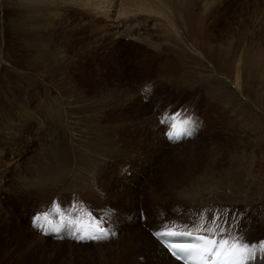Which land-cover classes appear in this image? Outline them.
Returning a JSON list of instances; mask_svg holds the SVG:
<instances>
[{
	"label": "rangeland",
	"instance_id": "obj_1",
	"mask_svg": "<svg viewBox=\"0 0 264 264\" xmlns=\"http://www.w3.org/2000/svg\"><path fill=\"white\" fill-rule=\"evenodd\" d=\"M28 1L0 0V264H169L166 258L148 260L161 258L152 228L155 232L176 218L191 224L189 218L193 221L202 205L212 203L207 216L225 211L235 226L232 219L238 216L232 209L246 216L249 206L243 202L252 204L254 214H264V153L257 152L256 144L261 148L264 143V94L252 102L257 92L252 75L241 73L239 82L234 77L241 58L264 54V0H161L166 16L140 15L131 6L113 28L103 22L97 0L84 12L64 7L67 0ZM163 17L183 24L167 29ZM59 22L65 24L63 41L55 30ZM119 23L135 25L149 44L138 45L129 40L131 34L115 38ZM155 23L166 29L165 39ZM150 40L152 48L170 41L175 49L168 43L152 50ZM164 48L169 49L165 54ZM225 63H231L230 78L218 67ZM258 73L264 74V68ZM215 76L224 83L229 79L226 88L236 99L230 104L237 110L219 107V117L207 123L208 116H215L204 108L203 89ZM180 109L188 112L196 133L170 146L154 118ZM234 130L241 131V143ZM233 156L246 168L250 158L260 156L258 165H263L252 177L237 176L239 169L232 167L231 173L222 172ZM199 177L205 180L189 182ZM53 202L69 213L79 212L82 219H102L110 236L78 240L67 229L57 233L46 232L47 225L34 226V217ZM252 226L249 244L257 247L255 254H264L259 247L264 225L251 222L244 234Z\"/></svg>",
	"mask_w": 264,
	"mask_h": 264
},
{
	"label": "bare ground",
	"instance_id": "obj_2",
	"mask_svg": "<svg viewBox=\"0 0 264 264\" xmlns=\"http://www.w3.org/2000/svg\"><path fill=\"white\" fill-rule=\"evenodd\" d=\"M30 1V0H29ZM28 1V2H29ZM95 0H87V5H83V4H85V0H67V3H64V4H62L64 7L66 6V4L68 5V7L70 8V9H72L73 7H74V10H75V8H80V9H82V12H84V11H86V9L88 8L87 6L88 5H92L93 4V2H94ZM98 1V4L100 5L99 7L97 6V8H100V10H101V15H102V17H103V19H104V23H108L109 24V26H110V28H111V26H112V28H113V21H115L116 19L118 20L119 19V17L120 16H123V14L125 15V13H127V10H130L132 7L131 6H134V7H136L137 9H135L134 7V13H139L140 15H150L151 16V14H153V15H159L160 13H162V16L163 15H165L163 12V9H165L164 7H163V9H162V6H163V3H162V1L161 0H121V4L120 3H118L119 5H121L120 6V8L115 4V3H117V0H115V2H114V0H97ZM170 1V0H169ZM175 1V0H174ZM199 1V0H198ZM220 1V0H219ZM223 1H227V0H223ZM118 2H119V0H118ZM168 2V1H167ZM171 2H173L172 0H171ZM185 2V1H184ZM186 2H188V1H186ZM94 3H96V2H94ZM111 3V4H110ZM115 4V5H112V4ZM174 3V2H173ZM172 3V4H173ZM177 3V2H176ZM195 3V2H194ZM183 4V3H182ZM197 4V3H196ZM96 5V4H95ZM166 5V4H165ZM177 5V4H176ZM171 6V5H170ZM87 7V8H86ZM131 7V8H130ZM214 7V6H213ZM127 8H129V9H127ZM157 8H160L159 9V11H157L158 9ZM200 8V7H199ZM28 9V8H27ZM64 9H66V8H64ZM122 9V10H121ZM167 9V8H166ZM189 9V8H188ZM67 10V9H66ZM121 10V11H120ZM131 10V11H132ZM135 10H137V12L135 11ZM171 10V9H170ZM175 10V9H174ZM181 10V9H180ZM68 11H70V10H68ZM78 11V10H77ZM132 11V12H133ZM140 11V12H139ZM54 11H52L51 13H53ZM100 12V11H99ZM172 12V11H171ZM171 12H170V14H171ZM131 13V12H130ZM142 13V14H141ZM173 13V12H172ZM177 13V12H176ZM181 13H183V12H181ZM58 14V13H57ZM128 14V13H127ZM127 14L125 15V16H127ZM167 14V13H166ZM174 14V13H173ZM179 14V13H178ZM47 15H49V13H47ZM51 15V14H50ZM130 15H132V13L130 14ZM152 15V16H153ZM188 15V14H187ZM151 16V17H152ZM160 16V15H159ZM159 16H157V17H159ZM166 16V15H165ZM169 16V15H168ZM177 16V15H176ZM50 17V16H49ZM57 17V16H56ZM136 17V16H135ZM143 17V16H142ZM150 17V18H151ZM154 17V16H153ZM157 17H155V18H157ZM171 17V16H170ZM173 17H174V15H173ZM173 17H172V19H169L168 17H163L164 18V21H163V23L164 24H162L163 26L164 25H166L165 27L167 28V29H169L167 26H170V28H172V27H176V25L178 24L179 26H182V24H183V20H180L179 18L177 19H173ZM194 17V16H193ZM63 18V17H62ZM61 18V19H62ZM66 18V17H65ZM71 18V17H70ZM73 18V17H72ZM71 18V19H72ZM126 18V17H125ZM175 18V17H174ZM49 19V18H48ZM52 19H55V18H52ZM140 19H142V18H140ZM144 19V18H143ZM142 19V20H143ZM159 19H160V17H159ZM183 19V18H182ZM186 19V18H185ZM121 20H122V18H121ZM121 20H120V22H121ZM125 20V19H124ZM129 20V19H128ZM145 20H147V18H145ZM162 20V19H161ZM66 21H67V18H66ZM151 21V23H152V20H150ZM70 22V21H69ZM102 22V21H101ZM117 22H119V21H117ZM135 22H137V21H135ZM138 22H139V20H138ZM141 22V21H140ZM144 22H146V21H144ZM157 22V21H156ZM159 22V21H158ZM121 23H123V22H121ZM143 23V22H142ZM150 23V22H149ZM186 23V22H185ZM192 23V22H191ZM68 24V23H67ZM155 24H157V23H155ZM159 24H161L160 22H159ZM64 25V26H63ZM121 25V26H120ZM137 25H138V23H137ZM144 25H145V23H144ZM153 25V24H152ZM158 25V24H157ZM44 26V25H43ZM51 26H53V25H51ZM133 26H135V25H133ZM128 27V26H125V25H123V24H117L116 25V27H115V29H117L115 32H114V36H115V38H117V39H122V36L121 35H119V33L121 34H131L130 35V37H129V40H133V41H135V42H137L138 43V45H145L146 44V42L145 41H143V39L140 37V35L137 33V30L135 31L134 29H135V27ZM141 26V25H140ZM151 26V25H150ZM156 26V25H155ZM159 26V28L161 29V32L162 31H164L163 33L165 34H163L164 35V38L163 39H165V36H166V32L167 31H165L166 29H164V30H162V26H160V25H158ZM172 26V27H171ZM139 27V26H138ZM146 27V26H145ZM153 27V26H152ZM157 27V26H156ZM50 28V27H49ZM60 28V29H59ZM148 28V27H147ZM173 28V29H174ZM178 28V27H177ZM53 29V28H52ZM52 29L50 28V30L52 31ZM114 29V30H115ZM145 29V28H144ZM155 29V28H154ZM54 30V29H53ZM56 30V33H57V35H61L62 36V41L65 39V24L64 23H61V22H59V24H58V26H57V28L55 29ZM142 30V29H141ZM149 30V29H148ZM145 32L147 31L146 29L144 30ZM154 31V30H153ZM157 31H159V29H157ZM170 31V30H169ZM181 31V30H180ZM62 32V33H61ZM143 32V31H142ZM160 32V31H159ZM160 32V33H161ZM188 32V31H187ZM54 33H55V31H54ZM55 33V34H56ZM141 33V32H140ZM156 33V32H155ZM154 32L152 33V34H154L155 36H157V34H155ZM173 33V32H172ZM143 34H144V32H143ZM148 34V33H147ZM146 34V35H147ZM167 34H169V32L167 33ZM182 34V33H181ZM174 35V34H173ZM176 35V34H175ZM180 35V34H179ZM190 35V34H189ZM145 36V35H144ZM158 36H160V35H158ZM162 36V35H161ZM57 37V36H56ZM55 37V38H56ZM58 37H60V36H58ZM57 37V38H58ZM124 37H128V36H124ZM169 37V36H168ZM181 37V36H180ZM150 38H152V37H150ZM154 38V37H153ZM152 38V39H153ZM178 38V37H177ZM182 38V37H181ZM151 39V40H152ZM160 39V38H159ZM167 39V38H166ZM172 39V38H171ZM178 39H180V38H178ZM52 40H54V38L52 39ZM61 40V39H60ZM144 40H146V36H145V39ZM147 40H148V38H147ZM151 40H150V43H151ZM162 40V39H161ZM168 40V39H167ZM167 40H165V41H167ZM177 40V39H176ZM181 40V39H180ZM58 41V40H57ZM56 41V42H57ZM164 41V42H165ZM174 41V40H173ZM178 41V40H177ZM153 42V41H152ZM182 42V41H181ZM185 42V41H184ZM148 44H149V42H147ZM157 43V42H156ZM163 43V42H162ZM172 44L170 41H168L167 43H164V45L166 44ZM174 43V46H175V44L177 43L176 41H174L173 42ZM153 43H151V46H149V45H147V46H149L150 48H152L153 46H155V45H152ZM177 44H179V41H178V43ZM133 45V44H132ZM160 45L161 44H159L158 46L160 47ZM164 45L162 44L161 46H162V49H163V47H164ZM54 46V45H53ZM61 46H62V50H64L66 47H65V45H63V44H61ZM61 46H58V48L59 47H61ZM135 46V45H134ZM157 46V45H156ZM158 46H157V49H158ZM168 46V45H167ZM172 46V45H171ZM178 46V45H177ZM144 47V46H143ZM173 47V46H172ZM182 47V46H181ZM48 48V47H47ZM51 48H53V47H51ZM148 48V47H147ZM166 48H168V47H166ZM174 48V47H173ZM177 48V47H176ZM45 49H46V47H45ZM153 49H155V51H157V49L156 48H152V50ZM165 49V48H164ZM170 49V52H171V47L169 48ZM169 49H165L164 51H161V52H164V54H165V51L166 50H169ZM175 49V48H174ZM181 49V48H180ZM180 49H176V50H180ZM183 52L185 53L186 52V50L184 51V46H183ZM219 49V48H218ZM60 49H58V51H59ZM126 50V49H125ZM149 50V49H148ZM173 50V49H172ZM56 51H57V49H56ZM160 50H158V52H159ZM200 51V50H199ZM229 51V50H228ZM235 51H237V48L235 49ZM244 51V50H243ZM167 52V51H166ZM180 52V51H179ZM179 52H177L178 53V55H179ZM181 52H182V50H181ZM182 52V53H183ZM226 52V51H225ZM230 52V51H229ZM254 52L256 53V50H254ZM160 53V52H159ZM177 53H176V55H177ZM182 53H181V55H182ZM234 53V52H233ZM163 54V53H162ZM161 54V55H162ZM186 54V53H185ZM231 54H232V52H231ZM241 54V53H240ZM249 54H250V52H249ZM252 54H254L253 52L250 54V55H252ZM177 55V56H178ZM179 56V58L181 57V59H182V57L183 56ZM189 56H190V54H188ZM235 55H236V53H235ZM246 56V55H245ZM245 56H244V58H245ZM249 56V55H248ZM255 57H252L251 59H249L248 57V59L246 58L245 60L243 59V58H241V60H243L242 61V64H241V67L239 66V69H237V70H235V73H234V77L238 80V82H239V78H240V76H241V73H247V76L248 75H252V77H253V79H254V81H255V85L254 86H256V90H257V92H256V97L254 98V100L252 101V102H256L257 103V100H258V97L259 96H261V94H264V74H259L258 73V71H260L262 68H264V54H261L260 55V53L259 52H257L256 53V55H254ZM257 56V57H256ZM176 57V56H175ZM185 57V56H184ZM195 57V55H193V58ZM236 57V56H235ZM241 57H243V55L241 56ZM177 58V57H176ZM178 58V59H179ZM186 59V58H185ZM190 59H192V56L190 57ZM237 59V58H236ZM173 60V59H172ZM232 60H233V58H232ZM231 60V61H232ZM167 61V60H166ZM184 61V60H183ZM194 61H197V59L196 60H194ZM211 63H213L214 64V60L211 58L210 60H209ZM235 61V60H234ZM238 61V60H237ZM167 62H169V61H167ZM185 62H186V60H185ZM165 63V62H164ZM163 63V64H164ZM183 63V62H182ZM189 63V62H188ZM191 63H193V60H192V62ZM234 63V62H233ZM166 64V63H165ZM164 64V65H165ZM169 64H170V62H169ZM173 64V63H172ZM196 64V63H195ZM222 64H223V62H222ZM239 64V65H240ZM171 65V64H170ZM174 65V64H173ZM180 65V64H179ZM230 65H231V63H230ZM230 65H228V64H224V65H220V64H218V67L220 68V71H224V73H221V74H223V75H225L226 76V78H228L230 75V71H231V69H230ZM233 65V64H232ZM236 65V64H235ZM134 66V65H133ZM175 66V65H174ZM178 66V65H177ZM185 66V65H184ZM238 66V65H237ZM172 68H173V66H171ZM176 67V66H175ZM174 67V68H175ZM189 68V67H188ZM234 68V67H233ZM160 69H161V67H160ZM177 70V69H176ZM175 70V71H176ZM233 70V69H232ZM162 73V72H161ZM185 73V72H184ZM229 73V74H228ZM219 74V73H218ZM171 75V74H170ZM178 76V75H177ZM222 76V75H221ZM166 77V76H165ZM167 77H168V75H167ZM216 77V76H215ZM234 77H232L233 79H234ZM230 78V77H229ZM245 78V77H244ZM261 78H263V85L262 86H260V84H261ZM188 79V78H187ZM169 80V79H168ZM174 80V79H173ZM225 80V79H224ZM229 79H227V80H225V83L222 81V79L220 78V76H218V77H216V79L214 78V80L208 85V82H207V86L205 87V85H206V82L205 83H203L204 85H202V87L204 88L203 90H204V92H205V96H206V102H205V104H207L208 106H204V108L205 107H209V109L212 111V114H214V116L215 117H213V115L212 116H208V118H207V123H209L211 120H213L214 121V119L213 118H218L219 117V115L220 114H218V109H221V108H219V107H222L223 108V110L225 109V110H228V111H230V112H234L235 110H237L236 109V107L234 108V107H231V104L233 105V103H234V105H235V101H236V99H235V97H234V95L232 94V92L228 89V87L226 88V81H228ZM253 81V82H254ZM182 83V82H181ZM184 83V82H183ZM233 84V87H235V86H237V87H235L236 88V90L238 91V93L241 91V90H239V88H238V85L236 84V82L235 81H233L232 82ZM250 83V82H249ZM185 84V83H184ZM228 84V83H227ZM252 84V83H251ZM242 85V84H241ZM208 86H210V87H208ZM251 86H253V85H251ZM209 88V89H208ZM215 88H217L216 90L218 91V93H217V91L215 92ZM240 94V93H239ZM240 95H244V94H240ZM247 95V94H246ZM245 95V96H246ZM252 96H254V93H252ZM249 97V96H248ZM222 102H223V104H222ZM251 102V101H250ZM251 102V103H252ZM259 102V101H258ZM231 103V104H230ZM253 104V103H252ZM233 105V106H234ZM254 105V104H253ZM206 109V108H205ZM188 110V109H187ZM207 111V110H206ZM205 111V112H206ZM204 112V113H205ZM208 112H209V110H208ZM162 113H163V111H162ZM161 113V114H162ZM160 115V114H159ZM179 115H182V116H184V117H188V112L186 111V110H183V109H180L179 110ZM206 115V114H205ZM238 115V112H236L235 113V115L234 116H237ZM218 116V117H217ZM158 118L159 117H155L154 119H155V124H158V126L159 127H161L163 130H165L166 129V125H160L159 123H158ZM216 120V119H215ZM156 121H157V123H156ZM217 121V120H216ZM215 121V122H216ZM218 121H220V119H218ZM255 121H257L256 119H255ZM221 122H223L222 120H221ZM194 123V122H193ZM212 124H213V122H212ZM215 125H217L216 123H215ZM192 127L194 128V131H195V129H196V125H195V123H194V125H192ZM224 127V126H223ZM256 127V126H255ZM212 129V128H211ZM215 129H216V127H215ZM214 129V130H215ZM220 129V128H219ZM241 129V128H240ZM258 129V128H257ZM214 130H213V132H214ZM217 130H218V128H217ZM224 131H225V128L223 129ZM237 130H239V129H237ZM237 130H234L235 132V134L237 133L238 134V132H237ZM227 131V130H226ZM229 131V130H228ZM217 132V131H216ZM216 132H214V133H216ZM255 132V131H254ZM213 133V135L215 136V134ZM220 133H221V129H220ZM233 133V134H234ZM219 134V133H218ZM224 134V133H223ZM226 134H228L227 132H226ZM234 134V135H235ZM239 134H242L241 133V131H240V133ZM239 134H238V138H235V140L236 139H239V141H240V143H241V140H242V136H239ZM221 135V134H220ZM219 135V136H220ZM254 135H255V133H254ZM257 135V134H256ZM218 136V137H219ZM213 137V136H212ZM222 137V136H221ZM220 137V138H221ZM230 137V136H229ZM239 137H241V140H240V138ZM259 137V136H258ZM190 138V137H189ZM189 138H187V139H189ZM233 138V137H232ZM259 139V138H258ZM194 140V139H193ZM234 139H232V141H233ZM235 140H234V142H235ZM182 141H184V140H182ZM247 140H246V138H245V142H246ZM196 142H198V141H196ZM185 143V142H184ZM247 143H248V141H247ZM246 143V144H247ZM213 144V143H212ZM256 144H257V149H258V153L259 152H262L261 153V156H262V154L264 153V148H262V147H264V143H262L263 144V146L260 148V146H259V142H257L256 141ZM261 144V145H262ZM169 145H170V143H169ZM174 145H177V143L175 144H171L170 146H174ZM231 145V144H230ZM234 145V144H233ZM237 145V144H236ZM235 145V146H236ZM240 145V144H239ZM239 145H237V146H239ZM203 146V145H202ZM205 146V145H204ZM235 146H233L234 147V149H235ZM242 146H243V142H242ZM249 146V145H248ZM232 147V146H231ZM230 147V148H231ZM219 148V147H218ZM239 148V147H238ZM233 149V148H232ZM240 149V148H239ZM241 149H242V147H241ZM210 151H211V157L213 158V159H215V157H214V154H216L217 153V151H216V149L214 148V147H211L210 149H209ZM238 150V149H237ZM243 150V153H245L244 151V149H242ZM242 150H241V152H242ZM250 151H251V149H249ZM219 151V150H218ZM182 152V151H181ZM202 154V153H201ZM198 155V154H197ZM204 155V154H203ZM236 155V154H235ZM249 155V154H248ZM194 156V155H193ZM247 157V156H246ZM260 157V156H259ZM259 157L257 156V158H255V156H254V158H250L251 160H248V164L250 165V168H246L245 166H246V163L242 160H237L234 156H233V159L230 157V158H228V159H230L229 161H227L228 163H229V166L227 167V169L225 170V171H222V172H227L226 174H228V173H231V172H229L230 170H231V167L232 168H236L237 170L239 169V171H237L236 172V174H237V176H240V174H243V175H246V176H250V177H252V175L254 174V172H255V170H257L258 169V167L257 166H259V167H261L263 164H260V165H258V163H259ZM208 158V157H207ZM262 158V157H261ZM255 159V160H254ZM82 160V159H81ZM245 165V166H244ZM255 165V166H254ZM239 172H241V173H239ZM221 173V172H220ZM259 174V173H258ZM223 175V174H222ZM221 175V176H222ZM257 177V176H256ZM223 178V177H222ZM204 179V177H199V178H194V179H190L189 180V182H193V181H200V180H203ZM193 180V181H192ZM205 180V179H204ZM253 180V179H252ZM175 181V180H174ZM184 181V180H183ZM211 181V180H210ZM185 182V181H184ZM189 182H186V183H189ZM215 183V182H214ZM213 183V184H214ZM185 184V183H184ZM175 185H177V184H175ZM208 187H210V186H208ZM215 188V187H214ZM218 189V188H217ZM169 190H171L172 192L173 191H175L176 189H174V188H169ZM214 190V189H213ZM216 191V190H215ZM207 192V191H206ZM212 192V191H211ZM209 193V192H208ZM214 193V192H213ZM218 192H216V194H217ZM212 194V193H211ZM210 194V195H211ZM202 195V194H201ZM215 195V194H214ZM220 195H222V194H220ZM203 196V195H202ZM202 196H200V197H202ZM207 197V196H206ZM215 197V196H214ZM219 197V196H218ZM229 197V196H228ZM203 198V197H202ZM179 200V199H178ZM192 200V199H191ZM194 200V199H193ZM181 202V201H180ZM190 202V201H189ZM200 202V201H199ZM227 202H229V201H227ZM187 203V202H186ZM244 203V205H247V206H249V209H247L246 207H241L240 205L242 204H240L239 206H238V208H240V210L241 209H247L248 210V213H247V215L246 216H240V214L238 213L239 211L238 210H236V211H234V209H232V214L234 215H236V216H238L236 219L235 218H233L232 220L233 221H235L236 222V226L234 225V222H232V224L230 223L229 224V217H227V213L224 211L223 213H221V215H219V214H216L215 216L213 215H209V216H207V214H210V213H208V210L207 209H210V207H208L209 205H212V204H205V205H202V206H204L201 210L202 211H197V213L195 214V216H194V224H192L193 223V221H192V218H189V220L191 219V224L190 223H188L187 221H186V219L188 220V218H181V220H177L178 218H176V219H172L171 220V222H170V224L168 225L169 227L173 224V223H177V226H178V228H180V229H186V230H189V231H192V232H198L197 231V228H198V226H199V224L201 223V218H202V216H204L207 220H211L213 217H219V216H222L223 217V219L220 221V223L222 224V226L227 230V232H229V233H231V232H235L236 234H238V235H240L243 239H244V241H246L247 243H249V239L252 237L251 235H249L250 234V232L252 231V229L255 227V225H254V227L252 226V227H250V230H249V232H248V234L247 233H245L244 234V229H245V225H247V224H249V225H251V222H255V224L257 223V225L259 224V225H264V214H262V211H259V212H257V211H255L256 212V214H254V207H251V205L252 204H250V203H247V202H243ZM220 204H225V203H220ZM228 204H230V203H228ZM227 204V205H228ZM230 206H232V205H230ZM235 206V204H233V207ZM193 207H190L189 209H192ZM199 208V207H198ZM215 208V207H214ZM196 210H197V208H196ZM196 210L194 211V213L196 212ZM246 210V211H247ZM215 211V210H214ZM216 212V211H215ZM219 212V211H218ZM218 212H216V213H218ZM192 213V212H191ZM189 214V213H188ZM153 215V214H152ZM175 215V214H174ZM166 217V216H165ZM187 217H190V216H188L187 215ZM234 217V216H233ZM145 218H146V216H145ZM172 218V217H171ZM146 220V219H145ZM166 221V220H165ZM144 222H146V221H144ZM168 222V221H167ZM167 226V227H168ZM241 226H242V228H241ZM166 227V225H164L163 224V227L162 228H167ZM241 228V230H240V228ZM162 228H160V229H162ZM159 229V230H160ZM238 229L240 230V231H238ZM151 231H154V229L152 228L151 229ZM252 233V232H251ZM259 235H262V236H264L263 234H259ZM258 235V236H259ZM251 236V237H250ZM250 237V238H249ZM153 239V238H152ZM155 241V240H154ZM151 242V241H150ZM251 242V241H250ZM155 243V245H156V249H157V256H160L161 258H157L156 256H150V257H148V260H150V262H153L154 260H162V258H166L168 261H170L171 263H169V264H179L178 262H176V261H174L173 259H171L168 255H167V253L165 252V250L158 244V243H156V242H154ZM260 244H264V240H262L261 242H260ZM250 245V244H249ZM260 251V250H259ZM257 252V251H256ZM256 255V257L255 258H257L258 257V255H260V260H258V259H255L254 260V262H253V264H264V254L262 253V254H255ZM152 258V259H151ZM147 260V261H148ZM141 263H144V258H142L141 259ZM167 263V262H166ZM159 264V263H158ZM161 264V263H160ZM248 264H251L250 262L248 263Z\"/></svg>",
	"mask_w": 264,
	"mask_h": 264
},
{
	"label": "snow or ice",
	"instance_id": "obj_3",
	"mask_svg": "<svg viewBox=\"0 0 264 264\" xmlns=\"http://www.w3.org/2000/svg\"><path fill=\"white\" fill-rule=\"evenodd\" d=\"M190 123L191 121H183L180 128H174L173 138L179 134H186ZM88 215L91 217L90 213ZM53 217H57L58 222L54 223ZM222 219L223 217L219 216L207 220L202 216L197 228V231L202 234L195 237L197 243H177L171 246L172 254L178 259H183L184 264H246L255 255L257 247L249 245L235 232H227L220 223ZM102 223V219H82L79 212L69 213L63 210L57 202H53L48 211L34 217V226L47 225L46 232L59 233L67 229L72 231L78 240L107 239L110 233L101 226ZM166 235H174V233L169 232ZM188 235L191 236L192 233ZM259 247L260 250H264V244Z\"/></svg>",
	"mask_w": 264,
	"mask_h": 264
}]
</instances>
